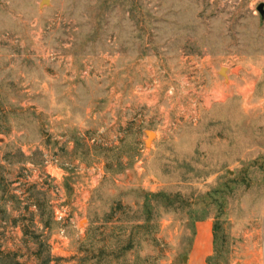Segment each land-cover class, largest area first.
<instances>
[{"label": "rangeland", "instance_id": "obj_1", "mask_svg": "<svg viewBox=\"0 0 264 264\" xmlns=\"http://www.w3.org/2000/svg\"><path fill=\"white\" fill-rule=\"evenodd\" d=\"M41 1L0 0V264H187L207 222L264 264V0Z\"/></svg>", "mask_w": 264, "mask_h": 264}, {"label": "crops", "instance_id": "obj_2", "mask_svg": "<svg viewBox=\"0 0 264 264\" xmlns=\"http://www.w3.org/2000/svg\"><path fill=\"white\" fill-rule=\"evenodd\" d=\"M212 231L210 223L199 224L196 228L192 249L188 255L187 264H207L212 256Z\"/></svg>", "mask_w": 264, "mask_h": 264}, {"label": "water", "instance_id": "obj_3", "mask_svg": "<svg viewBox=\"0 0 264 264\" xmlns=\"http://www.w3.org/2000/svg\"><path fill=\"white\" fill-rule=\"evenodd\" d=\"M48 1L49 0H42L40 6L42 7L43 4H48ZM256 10L260 16V21L262 22L264 20V3L259 4L257 6ZM223 71H225V69H221L220 74H224ZM150 133H152V132H147V140H149V138H150V136H149ZM145 143L147 145V141Z\"/></svg>", "mask_w": 264, "mask_h": 264}, {"label": "trees", "instance_id": "obj_4", "mask_svg": "<svg viewBox=\"0 0 264 264\" xmlns=\"http://www.w3.org/2000/svg\"><path fill=\"white\" fill-rule=\"evenodd\" d=\"M35 206L37 207L38 211H40V215L43 217L45 214V211H46V202L42 201V203H39V201L37 199ZM208 261H209V259H208Z\"/></svg>", "mask_w": 264, "mask_h": 264}, {"label": "bare ground", "instance_id": "obj_5", "mask_svg": "<svg viewBox=\"0 0 264 264\" xmlns=\"http://www.w3.org/2000/svg\"><path fill=\"white\" fill-rule=\"evenodd\" d=\"M236 71H237V70H236ZM223 73H225V71H223ZM224 75H225V74H224ZM149 136H150L149 140H146V141H147V143L150 141V139H151V138H153V137H154V134H153V133H150V134H149ZM147 145H148V144H147Z\"/></svg>", "mask_w": 264, "mask_h": 264}, {"label": "built area", "instance_id": "obj_6", "mask_svg": "<svg viewBox=\"0 0 264 264\" xmlns=\"http://www.w3.org/2000/svg\"><path fill=\"white\" fill-rule=\"evenodd\" d=\"M59 215V216H58ZM56 219H58V220H61L62 219V215L61 214H59V213H56Z\"/></svg>", "mask_w": 264, "mask_h": 264}]
</instances>
